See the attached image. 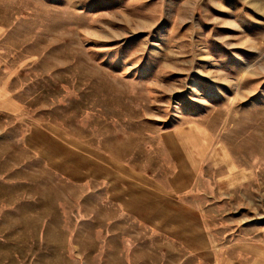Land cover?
<instances>
[{
  "label": "rangeland",
  "instance_id": "374dc122",
  "mask_svg": "<svg viewBox=\"0 0 264 264\" xmlns=\"http://www.w3.org/2000/svg\"><path fill=\"white\" fill-rule=\"evenodd\" d=\"M0 264H264V0H0Z\"/></svg>",
  "mask_w": 264,
  "mask_h": 264
}]
</instances>
